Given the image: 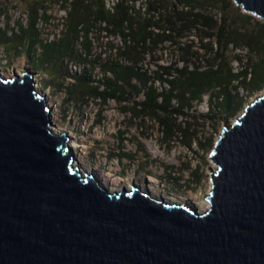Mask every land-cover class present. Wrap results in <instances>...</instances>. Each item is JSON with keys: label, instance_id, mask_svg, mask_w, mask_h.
<instances>
[{"label": "water", "instance_id": "obj_1", "mask_svg": "<svg viewBox=\"0 0 264 264\" xmlns=\"http://www.w3.org/2000/svg\"><path fill=\"white\" fill-rule=\"evenodd\" d=\"M232 2L264 21V0ZM51 116L31 72L0 74V264H264V93L215 141L201 214L103 188Z\"/></svg>", "mask_w": 264, "mask_h": 264}, {"label": "trees", "instance_id": "obj_2", "mask_svg": "<svg viewBox=\"0 0 264 264\" xmlns=\"http://www.w3.org/2000/svg\"><path fill=\"white\" fill-rule=\"evenodd\" d=\"M67 2L62 7L67 11L65 31L57 41L33 42L27 37L29 46L36 44L40 49L41 64L64 58L78 59L83 66L89 64L88 35L92 29L104 32L106 37L118 38L119 45H110L114 59L98 58L93 62L102 63L103 81L93 83L83 73L72 85L75 87L72 92L102 105L113 100L123 105L124 114L135 118L154 117L167 140L185 139L184 145L191 147L196 133L189 132L187 123L183 126L173 117L186 116L185 110L200 105L204 96L208 97L207 112L197 118L210 121L217 114L232 115L243 106L239 89L253 93L264 86L262 61L243 66L237 55L226 53L229 46L245 47L249 53L264 51V25L242 14L239 17L254 20L260 26L256 32H242L236 18L225 12L233 9L230 0H114L108 7L107 0ZM220 5V17L211 15L209 10ZM39 9L35 8L30 16L31 30ZM197 32L201 34L196 46ZM3 38L0 37V43L9 49L19 44L13 37ZM166 44L181 50L182 58L176 64L161 65L154 58L159 47ZM232 62L238 63L237 71Z\"/></svg>", "mask_w": 264, "mask_h": 264}, {"label": "rangeland", "instance_id": "obj_3", "mask_svg": "<svg viewBox=\"0 0 264 264\" xmlns=\"http://www.w3.org/2000/svg\"><path fill=\"white\" fill-rule=\"evenodd\" d=\"M67 1L70 0H0V37L19 40L15 49L0 43V74L5 77L15 74L21 76L25 71L33 74L35 85H39L52 108V122L58 126L59 131L69 136L68 144L74 145L73 152L79 165L93 172L109 189L111 186L115 191H120L130 182L150 188L156 195L160 194L166 199L178 198L187 203L193 201L202 204L210 192L211 170L215 169L208 157L215 141L225 125H230L251 100L264 93V86L253 93L239 89L243 106L232 115L217 114L210 121L197 118V115L207 112L208 97L204 96L200 105L194 106L191 111L185 110L186 116L173 117L175 122L183 126L187 123L190 126L189 132L196 133L191 147L184 145L185 139L167 140L161 134L159 123L154 117L135 118L124 114L123 105L113 100L102 105L99 101L81 98L72 92L75 88L72 85L76 84L77 78L83 73L93 83L103 81L102 63L93 62L98 58L101 61L108 57L114 59L115 53L110 51V45H119L118 38L106 37L104 32L92 29L88 35L91 51L90 57H87L89 64L83 66L78 59L70 61L65 58L41 64L40 49L34 43L29 46L27 37L33 42L57 41L65 31L67 11L62 7L68 5ZM113 1L107 0V7ZM219 7L222 5L209 10L210 14L219 18ZM35 8L40 9L31 30L28 26ZM225 12L236 18L242 32L259 31L260 26L256 25V21L264 25V21L253 16L256 21H246L239 17L248 14L234 4L233 9L230 7ZM262 33L264 37V27ZM197 34L194 42L196 46L199 45L197 39L201 33ZM213 48L216 50V46L213 45ZM226 53L237 55L243 66L262 61L264 67V51L262 54L256 51L249 53L245 47L235 49L229 46ZM208 56L205 55V58ZM154 58L161 65L176 64L182 58V52L166 44L159 47ZM231 65L235 71L238 70V63L232 62Z\"/></svg>", "mask_w": 264, "mask_h": 264}, {"label": "bare ground", "instance_id": "obj_4", "mask_svg": "<svg viewBox=\"0 0 264 264\" xmlns=\"http://www.w3.org/2000/svg\"><path fill=\"white\" fill-rule=\"evenodd\" d=\"M22 75V74H21ZM35 89L36 90H40L39 89V85L36 83V85H35ZM252 101V100H251ZM250 101V102H251ZM50 129H51V131H52V133L53 134H55V135H57V134H61V133H63L62 131H59V128H58V126H56L53 122H52V124H51V126H50ZM73 147H74V145L71 143V145H70V148H71V150H72V152H73ZM74 153V152H73ZM74 156H75V154H74ZM74 164H76V165H79V161L75 158L74 159ZM81 167V166H80ZM82 168V167H81ZM82 170L83 171H88V170H85V169H83L82 168ZM88 172H90V174H94L93 172H91V171H88ZM95 175V174H94ZM96 176V175H95ZM97 177V176H96ZM98 178V177H97ZM99 179V178H98ZM99 181H100V179H99ZM101 182V181H100ZM101 184H102V182H101ZM141 189H143V190H145V191H147L149 194H150V198H152V199H154V200H157V201H159V200H165V201H167V202H172V203H176V202H179V203H186L187 205H190L194 210H196V211H198L200 214L202 213V212H204V211H206L208 208H209V204H208V202H206V200L205 201H203V203L202 204H196V203H194L193 201H190V203L193 205H191L190 203H187V202H184V201H180L178 198L177 199H174V198H170V199H166L164 196H162V195H160L159 194V196L158 195H156V192H154L153 190H151L150 188L148 189V188H146V187H141L140 185H138ZM102 187L103 188H105V189H108L110 192H114L115 190L113 189V187H111L110 186V189L108 188V187H106L105 185H103L102 184ZM125 188H127V189H131L132 188V183H128V185H127V187H125ZM142 191V190H141ZM154 196H153V195ZM203 205V206H202ZM204 209H206V210H204ZM204 210V211H203Z\"/></svg>", "mask_w": 264, "mask_h": 264}]
</instances>
